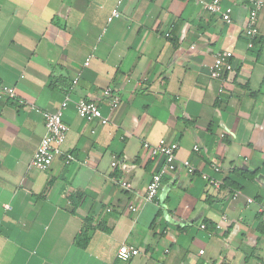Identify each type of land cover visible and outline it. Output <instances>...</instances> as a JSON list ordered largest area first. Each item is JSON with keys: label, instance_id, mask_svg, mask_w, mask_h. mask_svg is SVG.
<instances>
[{"label": "crops", "instance_id": "1", "mask_svg": "<svg viewBox=\"0 0 264 264\" xmlns=\"http://www.w3.org/2000/svg\"><path fill=\"white\" fill-rule=\"evenodd\" d=\"M208 1L0 0V80L16 93L0 96V264H264V0L253 48L246 0L221 1L229 24ZM223 50L233 70L212 79ZM65 96L73 159L33 168L41 112ZM80 98L108 121L80 118ZM162 138L196 171L178 165L148 201L160 159L143 143ZM122 243L139 254L119 261Z\"/></svg>", "mask_w": 264, "mask_h": 264}, {"label": "built area", "instance_id": "2", "mask_svg": "<svg viewBox=\"0 0 264 264\" xmlns=\"http://www.w3.org/2000/svg\"><path fill=\"white\" fill-rule=\"evenodd\" d=\"M221 1L222 0H210L204 2L203 5L205 9L210 12H219L222 20L229 24L231 23V8L227 7L222 9L220 5ZM246 2L248 4V17L245 27L248 34L247 47L253 48L254 41L258 36L255 19L260 7V0H246ZM118 14L119 12L116 9L112 10V15L117 16ZM232 56L233 53L230 50L218 52L214 57L213 64L209 67V76L212 79L223 80L224 75L233 70L231 61ZM88 61L89 58L86 59L85 65L88 64ZM219 91H221V89H219ZM106 95L109 97L108 106L113 110L119 103V96L109 89L106 90ZM0 96L15 99L16 93L14 86L8 85L0 80ZM69 101V97L65 96L55 111L41 112L44 118L45 133L32 156L30 161L31 167L45 170L51 165L56 156L61 155L64 157L66 163H69L73 159L71 152L64 151L61 148V144L68 130L67 125L62 121V111L68 106ZM73 104L77 115L86 121L97 120L100 124H105L108 121V117L102 115L99 105L95 100L80 98L74 101ZM32 108H34V106H32ZM143 146L149 149L150 159H160L158 168L152 173L150 181L146 186L145 199L148 201L153 200L157 196L161 179L169 172L176 170L178 165L181 166L187 174H193L196 171L195 166L187 159H180L179 162H177L176 151L178 149V144L175 142H168L162 138L155 143L144 142ZM198 148L197 145L193 147L195 151H198ZM111 165H115V162H111ZM213 169L215 172L219 170L217 166H214ZM201 177L209 184H218V181L214 177H209L205 174H202ZM121 185L126 188L129 187V184L126 182H121ZM6 207L8 206L6 205ZM131 209L135 210V207H131ZM204 227L205 225L201 224V228ZM138 254L139 251L137 248L122 243L118 246L115 257L121 262H127Z\"/></svg>", "mask_w": 264, "mask_h": 264}, {"label": "trees", "instance_id": "3", "mask_svg": "<svg viewBox=\"0 0 264 264\" xmlns=\"http://www.w3.org/2000/svg\"><path fill=\"white\" fill-rule=\"evenodd\" d=\"M257 43V40L254 41V45ZM263 82H264V78H263Z\"/></svg>", "mask_w": 264, "mask_h": 264}]
</instances>
